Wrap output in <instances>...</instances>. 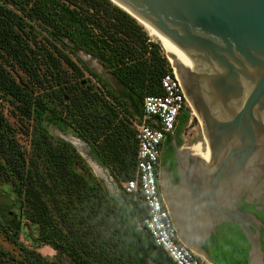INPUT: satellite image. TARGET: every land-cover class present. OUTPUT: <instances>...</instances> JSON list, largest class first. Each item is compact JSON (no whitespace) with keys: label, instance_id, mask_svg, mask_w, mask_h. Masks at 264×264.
Masks as SVG:
<instances>
[{"label":"trees","instance_id":"trees-1","mask_svg":"<svg viewBox=\"0 0 264 264\" xmlns=\"http://www.w3.org/2000/svg\"><path fill=\"white\" fill-rule=\"evenodd\" d=\"M79 51L128 90V103L82 65ZM169 68L161 45L111 0H0V91L29 121L28 150L0 130V165L41 231L36 243L65 258L41 257L2 225L18 252L0 245V264H172L141 223L142 203L123 190L113 195L73 142L49 128L85 141L119 184L136 165L130 114L141 118L144 95L162 93L159 79Z\"/></svg>","mask_w":264,"mask_h":264},{"label":"water","instance_id":"water-1","mask_svg":"<svg viewBox=\"0 0 264 264\" xmlns=\"http://www.w3.org/2000/svg\"><path fill=\"white\" fill-rule=\"evenodd\" d=\"M116 1L155 28L202 122L198 152L182 148L185 110L161 149L177 235L212 264H264V0Z\"/></svg>","mask_w":264,"mask_h":264},{"label":"built area","instance_id":"built-area-1","mask_svg":"<svg viewBox=\"0 0 264 264\" xmlns=\"http://www.w3.org/2000/svg\"><path fill=\"white\" fill-rule=\"evenodd\" d=\"M169 64L170 68L159 79L162 93L145 94L141 118L138 122L130 118L135 128L136 165L134 175L120 182L121 189L142 203L145 215L141 223L172 264H212L177 235L157 180L161 143L166 132L175 128L180 112L189 105L176 69Z\"/></svg>","mask_w":264,"mask_h":264},{"label":"rangeland","instance_id":"rangeland-1","mask_svg":"<svg viewBox=\"0 0 264 264\" xmlns=\"http://www.w3.org/2000/svg\"><path fill=\"white\" fill-rule=\"evenodd\" d=\"M149 36L151 37V39L159 43L158 39L154 35L149 34ZM162 50L165 54L163 48ZM78 53L83 60L82 65L89 67L90 65L93 64V62H96L95 57L91 55L92 57L90 58L89 53H85L83 51H79ZM96 67L99 70L101 69L100 65H97ZM44 68H46L45 65H42L41 72L44 70ZM12 72L15 76L21 75L23 76L24 79H27L26 74L19 68L12 70ZM109 76H111L110 78H113L112 75ZM113 84H114V86L112 85L113 89L119 90L120 86L115 80L113 81ZM36 87L37 86L34 85V88ZM16 104L17 103L14 100H12L10 96H4L3 93H1L0 91V114L3 117V123L1 124L0 130L4 133V135L7 138L11 137L14 141L13 143H15L17 147H19L22 150H28L29 135L26 129L29 121L21 113L20 109L16 106ZM189 110L191 112L190 117L187 120V122L184 124L182 129V143L184 145H188L192 147L193 145L199 143L202 144L201 133L203 130H202V122L197 116L196 112H193V110L190 107ZM130 118L133 119L135 122H138V118L135 115L130 114ZM49 128L51 132L56 135H60V136L63 135L64 137L66 136L73 139L77 144H79L77 145L78 150L80 149V146L85 145V150L83 148H81L80 150L82 151V156L88 162L91 170L94 172L96 176H98L103 180L104 185L107 186V188L110 191L112 192H114V190L116 191L118 198L121 196L122 184L121 183L118 184L117 181L114 179V177L111 175H110L111 182H109L106 179L105 173L108 170L99 165L98 161L94 158L93 153L91 152L89 146L85 142L81 143L80 140L75 138L76 136L71 131L62 132L54 124H51ZM13 195L14 193L9 180L8 181L5 180V178L2 177V175H0V224L1 225L9 224L8 231L14 234L17 241L22 242L23 244L33 248L36 252L40 254L41 257L53 261H61V260L64 261L65 258H63V255L58 247L53 246L52 244L46 242L40 244L36 243V240L40 236L41 231L38 225L35 224L32 220L28 218H24L19 215L18 207L20 204V200H18V198L14 197ZM9 211H11L13 214L11 215ZM0 245L15 254H17L18 252L17 244L9 240L5 232L2 231L1 227H0Z\"/></svg>","mask_w":264,"mask_h":264},{"label":"crops","instance_id":"crops-1","mask_svg":"<svg viewBox=\"0 0 264 264\" xmlns=\"http://www.w3.org/2000/svg\"><path fill=\"white\" fill-rule=\"evenodd\" d=\"M95 60H96V62H93V64L92 65H90L88 68H90V69H92L93 71H95V72H97V73H99L103 78H105L107 81H108V83H109V87H110V89L118 96V97H120L123 101H125L126 103H128L129 102V99H128V90L126 89V88H124L121 84H119L118 83V81L116 80V78L111 74V73H109L104 67H103V65L101 64V63H99L98 61H97V59L95 58ZM99 63V64H98ZM97 65H100V67H101V69L99 70V69H97ZM109 75H112V77L113 78H110L111 76H109ZM116 81L118 84H119V90H114L113 89V86H114V84H113V81ZM113 85V86H112ZM134 96V95H133ZM141 108V105H140V107H139V109ZM136 117H139V115L136 113V114H134ZM75 138H78L79 140H82V139H80L79 137H75ZM83 141V140H82ZM83 142H85V141H83ZM86 143V142H85ZM84 143V144H85ZM87 144V143H86ZM88 145V144H87ZM89 146V145H88ZM81 148H83L84 150H85V145H82V146H80V149ZM89 148H90V146H89ZM78 150L81 154H82V151L81 150ZM99 163V162H98ZM99 165L101 166V167H104V166H102L100 163H99ZM104 168H106L107 170H108V168L107 167H104ZM109 171V170H108ZM112 176V175H111Z\"/></svg>","mask_w":264,"mask_h":264},{"label":"flooded vegetation","instance_id":"flooded-vegetation-1","mask_svg":"<svg viewBox=\"0 0 264 264\" xmlns=\"http://www.w3.org/2000/svg\"><path fill=\"white\" fill-rule=\"evenodd\" d=\"M189 103H190V105H187V107H185L181 112H180V114H179V117H180V115L182 114V112L185 110V111H188V113H189V117H190V110H189V107L193 110V112H195V110H194V108H193V106H192V104H191V102H190V100H189ZM189 106V107H188ZM179 117H178V119H177V122H178V120H179ZM189 117H188V119H189ZM187 119V120H188ZM177 122H176V125H177ZM176 127V126H175ZM175 129V128H174ZM173 129V130H174ZM183 129V128H182ZM173 130L171 131V132H169V133H173ZM181 139H182V132H181ZM163 141H164V139H163ZM163 141H162V143H161V149H162V146H163ZM182 148L183 149H185V150H189L190 151V149H191V147L190 146H188V145H184L183 143H182ZM161 149H160V154H159V159H158V163H157V166H156V174H157V180H158V184H159V188H160V191H161V186H160V181H159V164H160V156H161ZM0 175H2V177H4L5 178V180H9V177L7 176V174H6V171L3 169V167L0 165ZM9 182H10V180H9ZM10 184H11V182H10ZM12 187V186H11ZM12 190H13V188H12ZM13 193H14V197H17L18 198V200H20V204H19V207H18V209H19V215L20 216H22V217H24V218H26L25 216H24V202H23V199H22V197L20 196V195H18L14 190H13ZM161 193H162V191H161ZM10 212V214L12 215L13 213L11 212V211H9ZM2 225H4V226H8L9 227V224H2ZM1 224H0V226H2Z\"/></svg>","mask_w":264,"mask_h":264},{"label":"bare ground","instance_id":"bare-ground-1","mask_svg":"<svg viewBox=\"0 0 264 264\" xmlns=\"http://www.w3.org/2000/svg\"><path fill=\"white\" fill-rule=\"evenodd\" d=\"M114 2L117 3L116 0H114ZM135 16L138 19V21L145 27V29L148 31V33L154 35L157 38L155 28L149 22H147L146 20L138 17L136 14H135ZM154 36H152V37H154ZM170 60L173 61L172 59H170ZM188 104L190 105L189 100H188ZM200 148H201V144L199 143V144L193 145L190 150H191V152L193 151L194 153H196V152H198L200 150Z\"/></svg>","mask_w":264,"mask_h":264}]
</instances>
